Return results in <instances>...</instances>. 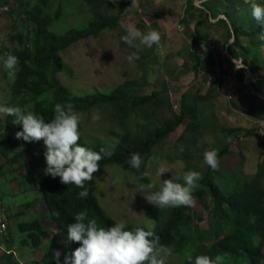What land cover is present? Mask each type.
I'll return each mask as SVG.
<instances>
[{
  "label": "trees",
  "instance_id": "obj_1",
  "mask_svg": "<svg viewBox=\"0 0 264 264\" xmlns=\"http://www.w3.org/2000/svg\"><path fill=\"white\" fill-rule=\"evenodd\" d=\"M52 1L0 0V6L4 9L18 3L14 11L26 13L23 19H19V23L26 26L30 33L26 35L24 32H19L10 38L18 45L12 54L19 59V70L12 85V98L7 106H20L28 112V106L34 102V113L42 116L46 121L53 118L56 103L62 105L71 103L79 115L90 113L96 107L111 106L116 111L117 117L125 124V131L119 136L120 143L115 149L103 144L90 146L80 136L78 143L95 151L104 148L110 151L111 155L104 156L99 162V171L94 173L91 181L86 182L89 195L78 199L77 193L81 189L76 185L63 184L59 177L52 178L50 175H45V158L41 164H30L28 157L32 153L37 156L39 151L45 152L46 149L39 148V145L44 146L43 140L26 142L18 139L16 132L20 131L22 126L14 124L13 117L6 114V133L14 134L16 142L13 143L6 134H3L2 147H0L1 158L7 166L19 167L15 168L16 172L28 169V179L33 185L38 182L35 171L39 167L42 172L39 177L43 184L42 197L47 215L53 224L68 236V225L75 222L73 216L81 210L86 209L88 218L95 219L99 226L107 227L117 222L107 213L97 197L99 179L104 175L106 168L118 165L125 170L142 175L146 171L147 164L143 163L139 170L132 168L129 164L130 154L139 152L143 160L146 157L150 158L156 148L168 141L171 134L176 132L187 119H189L188 125L181 139L186 141L185 132H189L190 145H196L199 139L198 129L204 133L206 125L211 122L210 118L214 117L215 112L205 114V110H208L206 105L215 102L217 108L216 101L220 97L222 84L227 81L223 79V75L229 76L228 73L232 72L231 75L244 83L245 71L249 69L253 78L256 79L250 82V85L254 88L261 82L264 78V74L260 72L261 63H264V56L261 57L264 40H261L259 35L264 32V27L252 18L251 0H187L184 15L180 20L184 28L180 27L187 31V35H191L187 55L190 63L187 67L190 66L195 79L183 92L180 103L177 102L180 106L177 112L175 105L172 108L170 95L169 99L165 100L159 97L162 95L156 90L147 95L134 93L136 89L150 83L147 76L142 80H128L110 94L99 93L87 97H75L71 94L58 79V75L65 70L62 54L80 42L99 37L105 30L120 28L121 22L135 0H121L119 4H115L112 0H89L93 20L85 29H67L66 34L53 30L55 20H60L64 13L63 9H60L56 13V18L49 13ZM195 1L200 3L197 5ZM146 22L142 21L141 25L148 27L147 30L151 29ZM217 28L224 29L221 37L228 42L224 58L228 67H225L222 60H218L216 54L205 51L202 47L204 41H210L213 44L216 42L211 40V35ZM233 34H235L234 39ZM244 39L249 40L248 46L244 43ZM33 40H35L34 45ZM210 46L215 47V45ZM189 60L186 61V65ZM233 60L241 62L245 67L237 68ZM211 65L217 66L220 70V74L212 82L208 75ZM201 71L207 74V76L203 75L201 82L207 89L205 93L199 90L200 85L198 86V80L196 81ZM259 93L264 95L262 92ZM165 106L174 111L172 117L161 120L150 115L156 109H162ZM239 131H241L240 128L228 130L229 133ZM247 136L256 137L264 144V135L258 130H249ZM15 148H18L17 152ZM211 149L217 150L219 164H222L220 162H223V158L235 153L228 143L222 148L212 146ZM242 154L244 158V153ZM215 171L208 166L202 173L200 187L193 192L195 201L202 203L205 214H198L195 211L196 202L191 207L155 206L153 230L160 235L161 243L172 248L173 254L185 258L184 264H193L195 256L200 254L212 258L219 255L221 258L219 264H259L264 256V155L256 175L250 179H242L237 190L230 195H226L222 187H219ZM183 173L178 176L181 177V183H183ZM205 219L208 220L209 228L202 230L201 223ZM136 226L148 229L146 226L132 224L127 228ZM20 230L27 236L24 245L36 250H41L45 243L52 239L51 231L41 220L21 224ZM12 237L13 232L10 227V240L7 239V243L11 242ZM70 243L74 250L80 246V242L71 241ZM57 251L60 253L58 261L55 258ZM0 254V258H6L7 264L14 259L2 250ZM43 264H64L61 252L53 248L46 253Z\"/></svg>",
  "mask_w": 264,
  "mask_h": 264
},
{
  "label": "rangeland",
  "instance_id": "obj_2",
  "mask_svg": "<svg viewBox=\"0 0 264 264\" xmlns=\"http://www.w3.org/2000/svg\"><path fill=\"white\" fill-rule=\"evenodd\" d=\"M112 1L119 4L121 0ZM186 1L135 0L121 22L120 28L105 30L99 37L80 42L62 54L65 70L58 75L60 83L75 97H87L99 93L110 94L128 80H142L147 76L150 83L136 89L134 93L147 95L156 90L162 95L159 97L165 100L169 99L170 95L173 108L177 102L180 103L185 87L189 88L195 79L194 73L190 71V66L187 67L190 63L187 55L191 40L189 36L191 37V35L186 34L187 31L183 29L184 25L180 22L184 15ZM263 2L264 0L261 3ZM195 3L198 5L200 2L195 1ZM17 7L18 3L5 9L0 6V106H7L11 100L12 85L18 74L17 71L14 76H9L8 70L3 66V58H6L8 51L12 54L18 47L10 38L19 32L30 35L29 29L19 23V19H23L26 13L14 11ZM60 9H63L64 15L60 20H55V27H53V30L58 33L66 34L67 29H85L93 20L89 0H53L49 13L56 18V13ZM144 20L147 21L146 23L151 29H156L161 33V42L166 47L163 57L159 55L155 45L153 48H147L140 45L139 41L129 45L120 39L122 35L126 34L129 24H134L146 31L148 27L141 25ZM214 32L211 35V40H216V42L213 44L210 41H204L202 47L205 51H212L216 54L218 60H222L225 67H228V63L224 59L228 42L221 37L224 29L217 28ZM243 41L248 46L249 40L244 39ZM32 44H35V40ZM210 45H215V47ZM261 51V57H263L264 46ZM132 52H138L139 59L130 62L128 57ZM237 63L241 68H244L241 62ZM218 71L217 66L209 67L210 82L217 78ZM260 72L264 74L263 62ZM231 73H228L229 80L223 83L220 97L216 101L218 107H215V102L206 105L208 110H205V114L213 112L215 114L213 113V119L210 118L211 122L206 125L204 133L198 129L199 139L195 143L196 145H190L189 132H185L186 141L181 139L188 125L189 119H187L176 132L171 134L168 141L156 148L150 158L146 157L143 160L144 163L150 165L146 168L149 176L145 177L135 171L125 170L118 165L106 168L104 175L99 179L97 197L103 208L115 221H125L126 227L132 224L154 229L155 205L149 203L145 195L158 188L162 180L172 176V172L164 173L161 177L157 176V168L161 165L170 167L179 176L188 170L189 165V170L199 171L202 174L208 168V165L204 163L203 154L212 146L222 148L228 143L231 150L235 152L232 156L223 158V162H220L222 164L214 169L219 187H222L226 195L234 193L242 179H250L256 175L261 158L263 159L264 144L256 137H248L247 133L249 130H258L264 135V95H255L252 92L255 88L264 93V78L253 88L250 82L256 81V79L253 78V75L249 76V71H246V79L249 84L238 81ZM150 75L152 79H150ZM203 75L207 76L201 71L196 77V81L198 80L197 85H200L199 90L205 93L207 89L201 83ZM232 89L235 91L236 101L239 99L247 107L249 113H239V111L238 116L233 114L234 107L231 104L233 101H229L225 91H232ZM30 97L32 99V95ZM34 105V102L30 103L27 111L34 113ZM203 108L205 109V107ZM173 112L165 106L162 109H156L150 115L162 120L172 117ZM96 115L99 116L98 119H94ZM5 117L6 113L0 112V147H2L3 134H6L13 143L16 142L14 134L6 133ZM231 128H240L241 131L229 133L228 130ZM124 131L125 124L117 117L116 111L111 106L96 107L90 113L80 115V133L90 146L103 144L115 149L120 143L119 136ZM39 148L46 149V146L39 145ZM14 150L17 152L18 148ZM240 151L244 153V158ZM1 154L0 151V197L12 212L14 236V241L8 248L17 254L9 264H43L46 253L53 248H57L61 252L63 259L65 256H70L74 251L71 241L47 215L48 212L42 197L43 184L39 177L41 170L38 168L35 171L38 182L33 185L28 179V169L16 172L15 168L19 167L7 166L1 158ZM43 155L42 151H39L37 156L32 153L28 157L30 164L37 165V163L43 162ZM146 160L148 161L146 162ZM149 184L153 187L149 188ZM208 201L210 200L208 199ZM195 211L198 214H205V209L200 201L196 202ZM37 220H41L52 233L51 241L46 242L41 250L25 246L24 242L27 240V236L20 230L21 224ZM201 226L202 230L209 228L208 220L205 219ZM184 259L183 256L173 254L168 258L167 264H184ZM2 263L7 264L6 258H0V264ZM259 264H264V256Z\"/></svg>",
  "mask_w": 264,
  "mask_h": 264
},
{
  "label": "clouds",
  "instance_id": "obj_3",
  "mask_svg": "<svg viewBox=\"0 0 264 264\" xmlns=\"http://www.w3.org/2000/svg\"><path fill=\"white\" fill-rule=\"evenodd\" d=\"M250 7L252 17L261 27H264V3L251 0ZM259 38L264 40V32L260 33ZM120 39L129 45H133L136 41L147 48H153L155 45L161 57L166 52V47L161 42V33L156 29L143 31L134 24H129L126 34L122 35ZM138 59V52H132L128 57L130 62ZM234 61L236 67L240 68L237 66L238 61ZM18 62V57L11 53L3 58V66L8 70L9 76H14L19 70ZM243 67L245 66L243 65ZM150 79H152L151 75ZM245 83L249 84L246 74ZM232 91L234 98L235 91L233 89ZM176 111L179 112V110ZM0 112L12 116V122L22 126L21 130L16 132L18 139H23L26 142L43 140L46 146L43 155L46 160L45 175H50L52 178L59 177L63 184L76 185L81 189L77 193L78 199L86 198L89 195L86 182L93 179L94 173L100 169L99 162L105 155L110 156L111 152L104 148L95 151L78 143L81 136L80 115L71 103L63 105L56 103L54 116L47 121L38 114L26 112L20 106H0ZM98 118V115L94 116V119ZM203 155L204 163L212 169L218 168L219 155L216 149L206 150ZM143 163L139 152L130 154L129 164L132 168L139 170ZM145 167L148 168L150 165H145ZM167 172H172L171 178L162 180L158 188L145 195L148 202L157 207L194 206L196 201L193 192L200 187L199 181L202 179V174L199 171L187 170L182 175L183 183H181V177H178L172 168L161 165L157 168L156 175L161 177ZM41 175L42 172L39 173V176ZM142 175L147 177L149 172L146 170ZM148 187L152 188L153 186L149 184ZM0 201L9 212L8 240H10L12 212L5 205L3 198L0 197ZM73 217L75 222L68 225L67 228L68 239L80 242V246L70 256H65L64 264H167L168 258L173 255L172 248L161 243L160 235L151 228L147 230L139 226L127 228L126 222L123 220L115 222L111 226L102 227L95 219L88 218L86 209L76 212ZM10 243L6 241L2 251L6 254L11 252L8 255L15 257L17 256L16 252L8 248ZM55 254L58 261L60 253L57 251ZM220 259L219 255L212 258L200 254L195 256L193 264H219Z\"/></svg>",
  "mask_w": 264,
  "mask_h": 264
},
{
  "label": "built area",
  "instance_id": "obj_4",
  "mask_svg": "<svg viewBox=\"0 0 264 264\" xmlns=\"http://www.w3.org/2000/svg\"><path fill=\"white\" fill-rule=\"evenodd\" d=\"M237 66H239L238 63H237ZM216 74L219 75L220 70ZM222 77L224 80H229L228 79L229 77L225 75H223ZM226 93H227L228 99L231 100L233 98V95H232L233 91H227ZM175 109L179 110L180 106L178 104L175 105ZM9 224H10V219H9L8 209L4 206L3 202L0 201V250L4 249L5 243L7 239L9 238ZM8 254H11V252H8Z\"/></svg>",
  "mask_w": 264,
  "mask_h": 264
},
{
  "label": "crops",
  "instance_id": "obj_5",
  "mask_svg": "<svg viewBox=\"0 0 264 264\" xmlns=\"http://www.w3.org/2000/svg\"><path fill=\"white\" fill-rule=\"evenodd\" d=\"M193 82V81H192ZM191 82V83H192ZM209 85V84H208ZM226 87V86H225ZM222 88H223V84H222ZM188 89V87H185V90H187ZM223 91H224V89H223ZM234 94H235V92H234ZM233 102H231V104H232V106L234 107L233 108V114H236L237 116H238V112L239 113H241V112H244V113H249L248 112V110H247V107H245L244 106V104L243 103H241L240 102V100L238 99V101H236V98L234 97L233 98V100H232ZM218 107V106H217Z\"/></svg>",
  "mask_w": 264,
  "mask_h": 264
},
{
  "label": "water",
  "instance_id": "obj_6",
  "mask_svg": "<svg viewBox=\"0 0 264 264\" xmlns=\"http://www.w3.org/2000/svg\"><path fill=\"white\" fill-rule=\"evenodd\" d=\"M235 38V34H233V39ZM231 43V42H230ZM248 71H249V76L250 75H252V72L248 69ZM248 82V81H247ZM253 91V93L254 94H256V95H259V96H262V95H260V94H258L255 90H252Z\"/></svg>",
  "mask_w": 264,
  "mask_h": 264
}]
</instances>
